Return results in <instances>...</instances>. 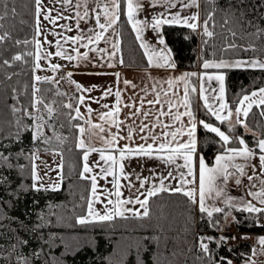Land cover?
Returning <instances> with one entry per match:
<instances>
[{"label": "snow or ice", "instance_id": "6c2138e0", "mask_svg": "<svg viewBox=\"0 0 264 264\" xmlns=\"http://www.w3.org/2000/svg\"><path fill=\"white\" fill-rule=\"evenodd\" d=\"M242 3V0H240ZM56 3L62 5V10L56 16L51 15V10L44 13L42 8V0H35L36 5V35L41 34V21L39 17L43 14L44 20L56 25L57 20H73L76 35L67 36L63 33L53 31V35L60 37L55 40V52H47L43 50V45L40 40L33 37L32 41L17 40L16 44H29L35 46V52H28L26 55L33 57V73L35 69H40L41 59H50L53 55L69 62L76 61L77 64L89 59V52L97 53L101 56L107 53L109 59L114 58L119 51V43L111 44L112 51L107 48L89 47L90 45H98L101 40L107 42L108 37L105 33L112 29L113 35L116 33L114 26L122 21V17L126 16V23L131 24L133 31L136 34L137 40H140V47L144 50V55L147 56L148 65L161 69H175L176 64L171 58V50L167 48L163 35L161 33L162 25H184L190 29L200 27L197 23L200 19L199 13H194L190 16H182L180 11L172 12L171 9L200 7L199 0H148V7L157 5L164 7V12L152 14L150 19H138V13L146 11L144 0H56ZM207 4L212 6V11L208 13L204 19L202 27L203 34L212 37L213 31L209 30L211 22L214 27L216 24L215 13L222 12L223 25L227 26L230 23H238L245 35L256 39L264 38V26L253 22L246 18L243 10L236 7L233 0H227V7L220 8L217 0H206ZM94 5V6H93ZM6 7V5H5ZM74 9L75 15H63V10ZM13 13L15 9H12ZM6 15V13H5ZM4 16H0L3 20ZM264 20V17H261ZM89 21L94 22V27H88L86 30L81 28V22L85 25ZM2 27V25H0ZM67 32L73 31V26L69 24L59 25ZM250 27L254 31H247ZM146 30H151L156 34L157 44L162 47L150 44L143 38V33ZM227 32L231 37L235 38L237 32L232 27L227 28ZM9 37L8 32L0 35V41H4ZM47 39L45 35V40ZM63 40V43H61ZM69 41L73 45L72 52H69L64 44ZM86 41V42H85ZM51 44L52 42H48ZM239 47L240 51L259 53L264 50L257 49L253 44L249 43L247 47L238 46L235 43H229L224 51L235 50ZM80 48H87L88 51L81 52ZM74 53V54H73ZM14 61L24 60V56L17 54L12 57ZM123 63V61H120ZM4 65H8L9 61L4 60ZM111 66V65H110ZM248 67L252 69H260L264 71V55H255L246 60L237 59L227 61L224 59H205L202 58V71L185 72L180 76H169L166 79L153 80L151 88L141 89L145 93L140 97L139 107L134 103L124 104L123 107L129 109L123 119L120 118L122 113V97L121 91L117 90L114 93L115 103L110 107L107 103L102 105L106 111H97L98 120L101 123H94L92 120L93 109L90 105L85 104L86 97L81 95L76 97L77 104L74 107L73 103L69 102L62 105V108L69 110L66 113L58 112L54 106L45 102V95L40 88L35 84L32 88L30 106L34 111H29L27 107L23 109L13 106L14 113L21 112L23 115L15 121L17 128L14 134L19 139L21 131L31 127L32 137L34 140H41L45 143L50 142L53 137L60 143H63L67 137L56 130L55 123L58 122L59 115L63 114L67 122L71 125V130H77L76 147L82 151V171L80 177L83 180L90 181V195L87 198L81 197L84 200L82 206V214L75 217V224L81 226L87 225H103L105 223L112 224L117 218L127 220L129 218H144L149 216V198L156 196L159 192L170 191L181 193L187 198L190 205L198 208L201 216H206L209 222L214 227H219L220 220L214 219L215 214H222L225 221L231 215L232 211L247 213L245 219L252 218L255 223L259 224L260 218L264 217V131L255 132L248 126L247 119L252 113L255 106L259 109L260 117L264 118V86H259L252 90L241 89L231 102L226 99L225 74L222 70L228 68ZM48 67L51 71H60L64 66L60 63H49ZM73 73H66L67 79L76 85L80 91L91 92V88H83L82 85L74 80H71ZM119 78V73L116 74ZM196 77L199 85L193 83L192 78ZM10 78V77H9ZM62 79L65 77L62 76ZM36 82L43 80L58 83L54 77H40L33 75ZM216 81L217 88L212 87V82ZM125 85L130 84L128 80L123 81ZM182 85L183 95L178 91ZM133 88L136 85H132ZM51 91V90H49ZM151 92L153 98L146 99ZM37 93H40L38 96ZM203 101V109L205 115L213 116L222 125H227V131L221 130V127L214 126L211 122H206L205 119L197 120L193 110V98L195 94ZM63 96L64 93H56ZM113 95L112 88H107L101 99ZM96 100V103H99ZM145 103L149 106L145 108ZM80 105H84L87 109V114L81 113ZM159 105V107H157ZM181 107L184 111H180ZM75 113L73 115L72 113ZM29 117L33 120V125H25L23 117ZM47 117V118H46ZM187 118L185 121L184 118ZM130 118L132 123L126 124ZM167 118V122L165 121ZM83 121V124L72 123L73 121ZM107 125V127H105ZM126 127V132L121 135L122 127ZM202 128L206 133L215 134L218 137L214 143L219 144V148L214 154V163L206 162L204 156L198 151V130ZM242 127L246 132L251 134V142H246L241 134L237 132V128ZM64 124H60V128H64ZM257 127L264 125L257 124ZM51 128L53 136H46L45 129ZM115 128L116 131H112ZM10 136L13 134H9ZM138 137L140 143H136ZM101 142L102 146L97 147L96 142ZM124 141V143H120ZM92 153H99V160L92 165L89 164V157ZM9 155H5L0 151V167L7 166L11 169L13 164L10 161ZM23 155V151L17 156ZM133 157H147L156 159L168 165L169 171L167 174H159L158 183L153 182V178L157 176L155 170L151 177H141L140 174H135V179L139 181V188L136 187L129 176L131 174L125 172V161H130ZM33 163L31 164V178L33 183L31 188L35 191H47L49 188L57 190L58 184L52 183L47 186L42 182V177L37 173V165L34 163L39 157L35 152L28 157ZM101 161L103 163H101ZM182 161V163H181ZM258 161V164L256 163ZM24 166H20L23 171ZM59 167L63 168V158ZM98 168L96 172L94 169ZM251 168L252 174H248V169ZM47 175V173H45ZM98 177L108 180L112 185L111 189L104 187L98 190ZM128 180L127 185L120 183V178ZM63 178L62 176L60 177ZM242 178L247 180V196L252 199H246L244 195L232 196L228 190L229 180H234L237 188H244ZM165 181H175L176 186L166 184ZM7 177L0 175V185L7 183ZM151 185L146 187V185ZM127 187L129 191L135 190L132 196L124 197L122 188ZM144 189V191H141ZM15 195L16 193H12ZM143 197V199H141ZM2 200V197H0ZM212 201V203H209ZM253 201H257L259 206ZM102 205L97 208L96 205ZM129 205H139V208L129 207ZM142 209V211H141ZM5 219V213L0 209V220ZM12 219V218H9ZM39 223L28 228L22 221L20 228L30 231L35 234V239L38 242V247L33 248L31 252L25 253V247H31L30 241L19 236L16 229H12L13 235L9 239H14L15 243L8 244V256L2 255L5 246L0 244V259L12 264V257L15 254L14 264H63L62 256L67 252H74L77 249L73 248L72 242L65 240L56 233H49L45 238L41 231L44 227L51 223L43 215L38 217ZM232 220L236 221L233 216ZM264 227V225H260ZM3 225L0 224V228ZM73 227V225H69ZM4 234L0 233V236ZM235 239V236L231 237ZM75 239V238H73ZM198 249L201 253L197 259H207L209 264H233L232 259L225 256H214L209 248L208 241L215 239L214 237L198 236ZM227 237L221 236L217 240L218 246L227 242ZM241 239H248L242 236ZM57 241L63 244L65 252L61 253L60 257L52 255V249L57 246ZM156 243L159 245V237H142L133 238L124 242L117 241L119 253L116 258L105 257L108 264H128V257L134 255L135 264H145L143 258L144 253L148 251V243ZM92 243V241H88ZM77 243H79L77 241ZM123 243V246L120 245ZM260 252L264 253V236L257 238ZM231 251V250H229ZM257 248H252V256H255ZM152 264H160V259L163 253L159 250L155 252ZM175 255V253H173ZM244 264H255L251 256L241 254Z\"/></svg>", "mask_w": 264, "mask_h": 264}, {"label": "trees", "instance_id": "16d2710c", "mask_svg": "<svg viewBox=\"0 0 264 264\" xmlns=\"http://www.w3.org/2000/svg\"><path fill=\"white\" fill-rule=\"evenodd\" d=\"M220 8L227 7V0H217ZM236 7L243 10L246 18L264 26V0H233ZM6 5V7H5ZM15 9L13 13L12 9ZM36 5L35 0H0V35L4 32L9 33V37L0 41V151L5 155H10L13 164L11 169L7 166L0 167V175L7 177L8 182L0 185V209L5 213V219L0 220L3 225L0 228V244L5 246L2 255L8 256V244L15 243L14 239H9L16 229L19 236L30 241L31 247H25L24 252L29 253L33 248L38 247L35 234L20 228L22 221L28 228L39 223L38 217L43 215L51 223L41 231L45 238L49 233H56L65 240L72 242L74 252H67L62 256L63 264H108L105 257L116 258L119 253L117 241H127L133 238L159 237L160 243L157 245L148 243V251L144 253L145 264H152L154 253L157 250L163 253L160 264H209L207 259H197L201 255L198 245V236L214 237L208 241L209 248L214 256H225L232 259L233 264H244L241 254L249 256L252 250L251 239H232L234 233L240 231H264V222L255 223L252 218L245 219L247 213L237 212L234 214L236 221L233 220L221 226L222 214H215L214 219L220 220L219 227H214L206 216H201L194 205H190L187 198L181 193L170 191L159 192L156 196L149 198V216L144 218H129L127 220L117 218L114 223L103 225L81 226L75 224V217L82 214L84 200L90 192V181L80 177L82 171V151L76 147L77 130H71V125L67 122L63 114L59 115L58 122L55 123L56 130L62 132L67 139L60 143L54 137L45 143L43 139L37 141L32 137L33 129L21 131L19 139L15 137L17 128L15 121L23 115L22 111L14 113L13 106L23 109L30 106L31 93L35 81L33 79V57L26 54L35 52L32 43L27 45L16 44L17 40L32 41L36 35ZM212 11V6L206 0H200L201 26L193 30L187 26L162 25L166 42L172 49L175 64L177 66L192 67L201 66L202 58L205 59H232L250 58L255 55H264V51L253 53L252 51L243 52L239 47L235 50L224 51L229 43L247 47L249 43L257 49L264 50V38L256 39L244 34L238 23L223 25V13H215L216 24L213 27L211 22L209 30L214 35L208 37L203 34V21L208 13ZM6 13V15H5ZM126 16L119 22L121 33V44L124 57L127 62L134 60H144L143 49L140 47L135 37L131 24L126 23ZM232 27L237 32L235 38L227 32V28ZM247 31H254L248 27ZM21 54L24 60L14 61L13 56ZM8 60L9 64L4 65L3 61ZM226 99L231 102L241 89L252 90L264 84V71L248 67L224 69ZM10 77V78H9ZM38 87L45 95V102L52 103L58 112L66 113L69 110L61 106L69 102L74 107L77 103L75 99L78 91H68L61 88L58 83L46 80L38 82ZM51 90V91H49ZM64 93L63 96L56 93ZM40 95V93H39ZM259 109L255 106L250 113L247 123L253 131L259 133L264 131V127H257V124L264 125V118L260 117ZM75 115V113H72ZM200 119L206 122H214L221 125L227 131V125H222L213 116H206L203 108L199 109ZM47 118V117H46ZM32 119L23 117L25 125H32ZM73 121L72 123H80ZM64 124V128H60ZM237 132L243 136L246 142H251V134L242 127L237 128ZM13 135H9V134ZM46 136H53L51 128L45 129ZM198 150L208 162L214 161L219 144L214 143L218 140L215 134L206 133L202 128L198 131ZM35 148H59L62 152L63 168L62 180L57 190L35 191L31 188L33 183L31 178V161L28 157L34 152ZM23 151V155L17 156ZM23 167L21 171L20 166ZM12 193H16L13 195ZM12 218V219H9ZM73 225V227H69ZM227 237V242L218 246L217 240ZM75 238V239H73ZM77 241L79 243H77ZM88 241H92L89 243ZM123 246V243L120 247ZM231 250V251H229ZM52 255L60 257L65 252L63 244L57 241V246L53 248ZM175 253V255H173ZM15 254L12 257L14 264ZM0 264H9L0 259ZM128 264H135L134 255L128 257Z\"/></svg>", "mask_w": 264, "mask_h": 264}, {"label": "crops", "instance_id": "0c3cea01", "mask_svg": "<svg viewBox=\"0 0 264 264\" xmlns=\"http://www.w3.org/2000/svg\"><path fill=\"white\" fill-rule=\"evenodd\" d=\"M73 3H75V0H73ZM145 6L147 8L146 11H142L138 13L137 18L138 19H145V18H149L151 17L152 14H156V13H160V12H164V7L157 5L155 7H148V0H144ZM200 3V0H199ZM94 6V5H93ZM176 9V8H175ZM175 9H171L170 11H173ZM62 10V5L60 3H56V0H54V9H53V16H56L58 12H60ZM181 15L182 16H190L194 13H199L200 14V7H189V8H181ZM75 15V10L74 9H66L63 10V15L68 16V15ZM199 25L201 24V20L199 19ZM63 24H69L73 26V31L71 32H67L65 29L59 27V25H63ZM52 26V33L53 31L57 32V33H63L64 35L67 36H73L76 35L77 32L75 31V26H74V21L69 19V20H57L56 25L51 24ZM88 27H94V22L89 21V23L87 25L84 24V22H81V28H84L85 30ZM132 27V26H131ZM116 33H118V35H113L112 34V29H109L108 32L105 33V36L108 37L107 42L105 40H101L100 43L102 44V47L107 48L109 52L112 51L111 48V44L113 42H117L119 43V51L116 53V56L114 58L109 59V56L107 53L103 54V56L94 53V52H89V59L85 60L79 64H77L76 61H72L69 62L67 60H63L60 59L58 57H55L54 55L52 57H50V59H41L40 60V64L42 65V67L40 69H35V72H37L38 70H42L44 71V73L41 75V77H54L55 81H58V85L62 88L65 87V82L70 84L71 87H74V90L78 91V96H85L86 100H85V104L90 105L91 108L94 110L93 114H92V120L94 123H101V121L98 120V116H97V111H106V109L102 108V105L107 103L110 107L115 103V97H114V93L117 90L121 91V97H122V113L120 118L123 119L124 116L128 113L129 109L124 108L123 105L124 104H128V103H134L137 107H139V100L140 97H143L145 95L144 92L141 91V89H144L146 87L151 88V85L153 83V80L150 79L149 77L155 78L157 80L160 79H166L169 76L172 77H177L180 76L182 73L185 72H201L202 68L200 65L198 66H192V67H183V66H177L175 67V69H161V68H156V67H150L148 65V60H147V56L146 58L142 61V60H134L133 62H127L125 60L124 57V52L122 49V44H121V33H120V28H119V22L114 26ZM134 32V31H133ZM42 33V31H41ZM161 33L163 35V38L165 40V43L167 45V48L171 50V58L173 60V62L175 63V59L173 56V52L171 47L169 46V44L166 42L164 33L162 31L161 28ZM135 34V32H134ZM41 34L36 36V39L41 41ZM136 37V34H135ZM60 37H56L52 34V43L49 44L47 39L44 41H41L42 45H43V50L47 51V52H55V40L59 39ZM143 38L148 41L150 44L156 45V47H162L161 45L157 44V37L156 34L154 32H152L151 30H146L143 33ZM137 39V38H136ZM86 42V41H85ZM139 44L141 43L140 40H138ZM61 43H63V40H61ZM98 47V45H90L89 47ZM64 47L69 51L72 52V48L73 45L71 44V42L69 41L68 44H64ZM36 51V49H35ZM81 52H85L88 51L87 48H80ZM144 51V50H143ZM74 54V53H73ZM123 61V63H121L120 61ZM49 63H60L61 65H63L64 67L57 72H53L50 70V68L48 67ZM111 65V66H110ZM68 71H71L73 73L71 80L76 81L77 83H79L80 85L83 86V88H91L92 91L91 92H84V91H80L76 88V85L71 83L67 77H66V73ZM223 71V70H222ZM117 73H119V78L117 77ZM64 76L65 78L62 79L61 77ZM128 80L131 83L128 85H125L123 83V81ZM193 83L197 84V86L199 85V81L196 79V77L192 78ZM215 81L212 82V87L215 88ZM136 85L135 88L132 87V85ZM264 86V85H263ZM112 88V92L113 95L111 96H107L104 97L103 99H101V97L103 96L104 91L107 88ZM176 91L179 92V94L182 96L183 95V89H182V85L179 89H175ZM153 96L151 94V92H149V94L147 95L146 99H152ZM96 100H99V103H96ZM203 101L199 98L198 93L195 94L194 98H193V110L195 112V115L197 117V120H200V116H199V109L203 108ZM76 106V105H75ZM145 108H148L149 106L145 103L144 105ZM157 107H159V105H157ZM80 111L81 113H84L85 115L87 114V109L84 105H80ZM180 111H184V109L181 107ZM136 119V118H130L128 121H126V124H130L132 123V120ZM185 121L187 120V118H184ZM165 121L167 122V118H165ZM210 122V121H208ZM84 122L81 120L80 124H83ZM136 123H139V119H136ZM214 123V122H211ZM105 127H107V125H105ZM124 128L123 131H121V135H124L126 132V127L122 126ZM112 131H116L115 128L112 129ZM199 131V130H198ZM121 144L124 143V141L120 142ZM136 143H140L138 137L136 138ZM96 146L97 147H101L102 144L101 142L97 141L96 142ZM37 150H43L41 148H35L34 152H36ZM52 151L59 153V150H57L56 148H53ZM199 151V150H198ZM48 152V151H46ZM99 160V153H92L89 157V164L92 165L95 161ZM206 160V159H205ZM207 163H209L210 165L214 163L213 162H208L206 160ZM35 164H37V173L39 174V163H36V161H34ZM101 163H103L101 161ZM125 172L131 174L129 176V179L135 183L136 187L139 188V181H137L135 179V174H140L141 177H151L152 176V172L150 170H155V172L157 173V176L153 178V182L158 183V178H159V174H167V172L170 170L168 165L164 164L163 162L156 160V159H149L147 157H133L130 161H125ZM182 163V161H181ZM256 163L258 164V161H256ZM45 163H43L44 165ZM94 171L98 172L99 169L96 168L94 169ZM248 174L251 175L252 174V170L251 168L248 169ZM40 175V174H39ZM58 179H56L55 182H52V179L48 178L45 174L42 175V182L45 184V186L55 183L60 185L61 183V176L62 174H58L56 175ZM41 177V176H40ZM112 177H108L107 180L105 179H100L98 177V185L100 189H103L104 187H107L108 189H111L112 185L108 183V180H111ZM120 183L122 185H127L128 184V180H125L123 177L120 178ZM166 184H171V186L175 187L176 186V182L175 181H165ZM242 183L243 185H245L244 188H237L235 185V181L234 180H229L228 182V190L230 192V194L232 196H241L244 195L246 199H252L251 197L247 196V180L246 178H242ZM151 185H146V187H150ZM121 191L124 194V197H129L132 196L134 193V189L132 191H129L127 189V187H124L121 189ZM141 191H144V189H141ZM90 195V192H89ZM141 199H143V197H141ZM209 203H212V201H209ZM253 203H256L257 206H259L257 201H253ZM97 208H101L102 205L97 204L96 205ZM129 207H136L139 208V205H129ZM142 211V209H141ZM257 232H254V235ZM260 233H262L263 235L260 236H264V231H261ZM257 238L258 236H253L252 238V248L255 246L257 248ZM252 251V250H251ZM259 253L260 252L259 250ZM250 256L253 259L252 256V252L250 254ZM259 264H264V253H262V256L260 257L259 260Z\"/></svg>", "mask_w": 264, "mask_h": 264}, {"label": "rangeland", "instance_id": "374dc122", "mask_svg": "<svg viewBox=\"0 0 264 264\" xmlns=\"http://www.w3.org/2000/svg\"><path fill=\"white\" fill-rule=\"evenodd\" d=\"M42 8L44 13H47L49 10H51V15L53 16V9H54V0H42ZM175 9V8H174ZM175 11H181V8L178 6L175 10H173L172 12ZM40 21H41V41L45 40V35L47 37V41L48 42H52V26L51 23H49V21L44 20V16L43 14L39 17ZM201 20V18H200ZM197 23L199 24L200 22L197 21ZM98 47H102V44L99 42ZM103 48V47H102ZM105 48V47H104ZM224 60L227 61H234L237 59H244L246 60L247 58H232V59H227V58H223ZM224 72V71H223ZM44 73V71L42 70H38L37 72H35V75H39L41 77V75ZM215 88L218 87L217 82L215 81ZM38 82L35 81V86L38 87ZM264 84H262L261 86H263ZM259 87V86H257ZM256 87V88H257ZM62 88V87H61ZM63 89H67L68 91H73L74 87H71L70 84L65 82V87ZM254 89V88H253ZM37 95L39 96V93H37ZM77 104V103H76ZM32 111H34V109H31ZM33 121H32V125H33ZM214 126H219L221 127V130L226 131L221 125L217 124V123H213ZM53 148H46L43 150H37L35 153L36 155L39 157L38 159H36V163H39L41 165V167H39V174L42 177V175H44L45 173H47V177L52 179V182H55L57 178L56 175L58 174H62V169L59 167L60 163H61V158H62V152L59 148H56L57 150H59V153L52 151ZM48 151V152H46ZM43 163H45L43 165ZM37 165V164H36ZM235 216L234 211H232L231 215L228 217L227 221L224 220V218L221 220V226H226V224H228L229 222L232 221V217ZM240 230L236 231L234 233L235 239H238V233ZM263 235L260 232H257L254 235V232H247L245 234L246 237L251 238V244H252V238L253 236H260ZM252 252V251H251ZM251 252L249 253V256L251 254ZM262 256V253H259V245H257V252L256 255L253 256V260L255 261V264H259V260L260 257Z\"/></svg>", "mask_w": 264, "mask_h": 264}, {"label": "built area", "instance_id": "2783aa9c", "mask_svg": "<svg viewBox=\"0 0 264 264\" xmlns=\"http://www.w3.org/2000/svg\"><path fill=\"white\" fill-rule=\"evenodd\" d=\"M259 222H264V218L261 217ZM247 232L249 233V232H253V231H239V233H238V237H237V238H238V239H241V237H242V236H245V234H246ZM248 239H250V238H248Z\"/></svg>", "mask_w": 264, "mask_h": 264}]
</instances>
